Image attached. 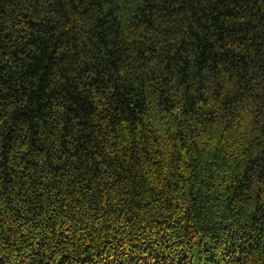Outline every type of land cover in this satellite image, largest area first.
Segmentation results:
<instances>
[{
  "label": "trees",
  "instance_id": "1",
  "mask_svg": "<svg viewBox=\"0 0 264 264\" xmlns=\"http://www.w3.org/2000/svg\"><path fill=\"white\" fill-rule=\"evenodd\" d=\"M0 264H264V0H0Z\"/></svg>",
  "mask_w": 264,
  "mask_h": 264
}]
</instances>
